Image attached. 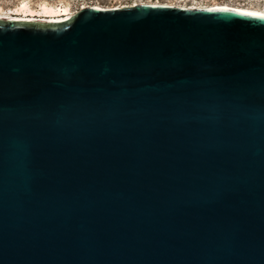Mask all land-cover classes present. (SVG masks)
I'll return each mask as SVG.
<instances>
[{
    "label": "water",
    "instance_id": "water-1",
    "mask_svg": "<svg viewBox=\"0 0 264 264\" xmlns=\"http://www.w3.org/2000/svg\"><path fill=\"white\" fill-rule=\"evenodd\" d=\"M0 264H264V13L0 19Z\"/></svg>",
    "mask_w": 264,
    "mask_h": 264
},
{
    "label": "rangeland",
    "instance_id": "rangeland-1",
    "mask_svg": "<svg viewBox=\"0 0 264 264\" xmlns=\"http://www.w3.org/2000/svg\"><path fill=\"white\" fill-rule=\"evenodd\" d=\"M23 1L27 2L33 10H39L40 5L44 3L55 7L66 5L71 12H76L80 8L89 5H97L99 7H116L128 6L141 2H160L180 6H208L213 4H228L231 6L264 10V0H0V12L3 15H10L8 11H10V9L13 10L14 8H16ZM22 16V14L16 15V17Z\"/></svg>",
    "mask_w": 264,
    "mask_h": 264
},
{
    "label": "bare ground",
    "instance_id": "bare-ground-1",
    "mask_svg": "<svg viewBox=\"0 0 264 264\" xmlns=\"http://www.w3.org/2000/svg\"><path fill=\"white\" fill-rule=\"evenodd\" d=\"M156 3H160V2H156ZM165 4H169V3H165ZM132 5H134V4H132ZM208 6H230V7H236V8L244 9V11L250 12V13H264V10L244 8V7H238V6H231L228 4H213V5H208ZM184 7H187V6H184ZM188 7L192 8V7H201V6H188ZM8 13H10V15H7V14L3 15L0 12V19L28 20V21L40 20L42 22H57V21H61V20L68 18L74 12H71L66 5L55 7V6L46 5V4H41L39 10H33V9H31V7L29 6V4L27 2L23 1L19 6H17L13 10L10 9V11H8ZM18 14H22L23 16L22 17H16V15H18Z\"/></svg>",
    "mask_w": 264,
    "mask_h": 264
},
{
    "label": "trees",
    "instance_id": "trees-1",
    "mask_svg": "<svg viewBox=\"0 0 264 264\" xmlns=\"http://www.w3.org/2000/svg\"><path fill=\"white\" fill-rule=\"evenodd\" d=\"M44 4V3H43ZM46 5H48V4H46ZM52 6V5H51Z\"/></svg>",
    "mask_w": 264,
    "mask_h": 264
}]
</instances>
